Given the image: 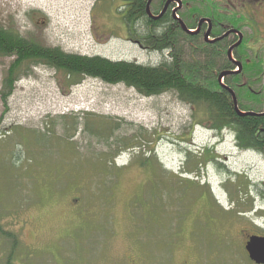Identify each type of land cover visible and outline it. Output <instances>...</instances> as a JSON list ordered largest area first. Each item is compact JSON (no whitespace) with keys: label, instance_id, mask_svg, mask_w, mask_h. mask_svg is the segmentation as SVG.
<instances>
[{"label":"rangeland","instance_id":"1","mask_svg":"<svg viewBox=\"0 0 264 264\" xmlns=\"http://www.w3.org/2000/svg\"><path fill=\"white\" fill-rule=\"evenodd\" d=\"M228 3L202 5L230 11ZM127 5L0 0V30L65 52L159 64L167 53L145 47L143 26L129 31ZM243 32L246 65L256 55L263 70L264 47ZM13 60L0 55L3 264H257L246 244L264 235L262 153L240 147L232 128H212L175 91L148 97L91 77L69 87L62 72L34 62L21 66L6 102ZM248 96L245 105L263 108ZM16 234L8 262L6 239Z\"/></svg>","mask_w":264,"mask_h":264},{"label":"trees","instance_id":"2","mask_svg":"<svg viewBox=\"0 0 264 264\" xmlns=\"http://www.w3.org/2000/svg\"><path fill=\"white\" fill-rule=\"evenodd\" d=\"M124 1L128 3L131 0ZM134 2L133 11L126 7L124 22L131 32L136 25L143 26L142 40L145 44L150 45L151 49L167 53L159 64L145 65L135 61L112 60L99 55L88 56L65 52L59 47L45 46L27 39L13 30L1 29L0 55L14 57L2 90L3 99L7 102L8 97L13 93L22 65L27 62L44 64L62 72V80L69 87L81 83L86 77H91L112 85L125 84L148 97L175 91L185 103L204 111L206 120L211 123L212 128H232L240 147L256 148L264 152V116L239 115L234 107L231 93L218 80L216 68H219V72L226 68L235 69L233 62L226 57L223 58L221 53L216 55L207 45L199 46V50L191 49L194 45L191 38L184 39L185 33L179 29L178 24L168 23L171 18L166 24L160 25L147 16L145 12L147 0H134ZM181 43L189 45L191 51L189 49L185 51ZM247 69V77L243 78L241 73H236L228 77L227 82L224 83L235 91L239 108L245 112L255 111L256 107L242 102L245 92L237 85L241 79H244L247 85L251 86L258 83L254 77L261 76L259 71H256V63L249 64ZM259 100L257 101L262 102L263 106L264 100ZM100 125L102 126V123ZM115 125L118 124L110 123L109 129L113 131ZM103 130L106 131L103 127L97 126L95 132L100 134Z\"/></svg>","mask_w":264,"mask_h":264},{"label":"flooded vegetation","instance_id":"3","mask_svg":"<svg viewBox=\"0 0 264 264\" xmlns=\"http://www.w3.org/2000/svg\"><path fill=\"white\" fill-rule=\"evenodd\" d=\"M148 2L149 0H147L145 12L147 13V16L150 18V20L157 21L160 25H164L168 22V19L171 18V21L168 23L178 24L179 29L185 33V36L182 35L183 38H191V42L197 44L195 48L198 50L199 46L207 45L211 48V50H214L216 55L217 53H221L223 58L226 57L232 61L228 56V50L232 46L236 45L232 55L237 62L242 64V69L239 70L238 73H241V75L244 76L243 78L247 77V67L249 65H246L247 54L242 51L244 46H246L245 34L243 32L244 29L247 27L251 31H255L257 37L260 36V38L256 37V41H258L260 48L264 47V35H262V32L264 31V0H228L230 11L221 9L220 7L212 6L210 4L203 6V0H152L149 8L150 13L148 12L147 8ZM176 2L178 5L174 6V3ZM134 5V0L129 1L128 10L133 11L135 7ZM148 22L150 21L148 20ZM182 23H184L188 30H190L192 33L187 32L184 29ZM150 24L152 23L150 22ZM207 33H209L208 37H206ZM145 47L147 49L151 48L150 45H146ZM255 57H258V61L256 60L258 63L255 62L257 64L256 71L261 69L259 71L261 76L257 77L254 74V78L255 80L259 81L262 80L260 78H262L264 75V68L262 70L260 66V57L256 55L254 58ZM232 62L235 66V69L226 68L219 72V68L217 67L216 69L218 70V75L227 71H237L234 61ZM232 75L234 74L226 75L223 79L224 83L227 82L228 77ZM262 85H264V82ZM237 86H240L245 92V97H249L248 94L251 93V95L257 96L258 99H262L264 89L255 90L253 86L247 85L244 79H241L239 85ZM259 104H262V102ZM254 112L264 113V104L263 108L256 107ZM256 151L262 153L264 156L263 151L259 149H256ZM255 186L258 185L256 184ZM6 240L12 242L11 247H6L8 251H3L4 255H6L8 252L9 257L7 261L10 262V259L14 256H12V254L16 252L15 250L16 246L19 244V238L16 234L15 239L11 237V239ZM3 259L4 256L0 259V264H3ZM13 264L16 263L13 261ZM31 264H33V262Z\"/></svg>","mask_w":264,"mask_h":264},{"label":"water","instance_id":"4","mask_svg":"<svg viewBox=\"0 0 264 264\" xmlns=\"http://www.w3.org/2000/svg\"><path fill=\"white\" fill-rule=\"evenodd\" d=\"M151 1L152 0H149L148 7H147L149 13H150V9L149 8H150ZM182 24H183L184 29L187 32L192 33L190 30H188V28L185 26L184 23H182ZM208 36H209V33L206 34V37H208ZM235 46H232L228 50V56H229V58L232 61H234L235 65L238 66L239 69L237 71H227V72L221 73L219 75V77H218V80L221 83V85L223 87H225L226 89H228L229 92L231 93V96H232V99H233V103H234V107H235V109H236V111H237V113L239 115H241V116H244V115H264V113H257V112H254V111L245 112V111L240 110L239 104H238V98L236 96L235 91L223 83V79H224V77L226 75L238 73L239 70L242 69V64L240 62H237L232 57V53H233V50H234ZM246 250L249 253V257L253 261H255L257 264H264V235H252V236H250V238H249V240H248V242L246 244Z\"/></svg>","mask_w":264,"mask_h":264}]
</instances>
